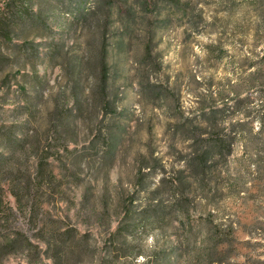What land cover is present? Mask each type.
I'll use <instances>...</instances> for the list:
<instances>
[{"label": "rangeland", "instance_id": "1", "mask_svg": "<svg viewBox=\"0 0 264 264\" xmlns=\"http://www.w3.org/2000/svg\"><path fill=\"white\" fill-rule=\"evenodd\" d=\"M141 1L0 0V264H264V0Z\"/></svg>", "mask_w": 264, "mask_h": 264}, {"label": "trees", "instance_id": "2", "mask_svg": "<svg viewBox=\"0 0 264 264\" xmlns=\"http://www.w3.org/2000/svg\"><path fill=\"white\" fill-rule=\"evenodd\" d=\"M141 3H146V0L141 1L139 4ZM98 6L100 5L99 3H97ZM129 11H131V9H129ZM121 11H119L120 13ZM83 15V14H82ZM88 12L84 13L83 16H87ZM178 128H180L181 126H183L181 123L176 125ZM186 132H190L188 134H191L192 137H187L190 139V146H195L197 145L198 139L195 138V133L192 130H188V131H181V134L183 136H185ZM120 139V134L118 133L117 135L114 136L113 140L114 142L116 140ZM22 143H19L17 146L22 147ZM115 144V143H114ZM216 147V144L212 145V148H210V150H213ZM24 149V146L22 147ZM210 150L207 151H202L200 152L196 157H192L189 158L187 161H183L184 167L181 170H178L179 173H181L183 171V169H185V167L189 168L192 170V173H201L202 171V163L203 161L206 160L207 154ZM11 157L13 156L12 154L10 155ZM9 155H3L2 153H0V169L3 166V164L5 163V161H8V159L10 158ZM44 158L42 156L38 157V167L42 168L44 165ZM195 170V171H194ZM173 182H175L176 185H180V184H185V179L182 176L179 177H175ZM120 231V230H117ZM66 234L67 237H64L65 239L59 240V241H54L53 239H50L47 244H46V249L47 251L52 249L55 251V253L58 255V257L60 259H62L63 257H68L70 255H72L75 251V249L78 250L79 248V242L81 240V236L78 235V233L73 230V229H64L61 231L60 235H64ZM23 241H21V239H19L17 236H12L9 239H6V241L3 243V245H1L2 248H8L10 247L11 250H15L16 248H26L28 246H31V241H29V238H25V243L23 245L22 243ZM46 252V250H45ZM174 258L172 263L173 264H178V260L180 258L181 253L177 250L174 251ZM53 256V255H52Z\"/></svg>", "mask_w": 264, "mask_h": 264}]
</instances>
